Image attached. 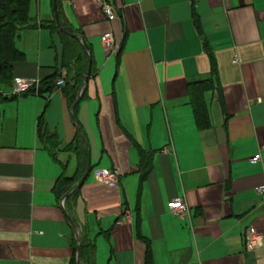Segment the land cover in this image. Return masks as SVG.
I'll use <instances>...</instances> for the list:
<instances>
[{"label": "crops", "instance_id": "0c3cea01", "mask_svg": "<svg viewBox=\"0 0 264 264\" xmlns=\"http://www.w3.org/2000/svg\"><path fill=\"white\" fill-rule=\"evenodd\" d=\"M100 2L114 7L115 21ZM60 7L58 29L81 37L96 73L72 109L61 90L22 96L6 115L3 106L0 264H71L84 237L96 245L97 264H146L148 251L153 264H264V240L256 253L244 243L250 227L264 237V194L256 192L264 185V0H61ZM30 13L36 26L16 40L26 62L14 65V78L67 76L60 35L41 25L55 21L54 0H32ZM107 32L117 54L101 42ZM212 60L210 125L201 130L189 88L210 76ZM29 97L39 100L31 109ZM42 114L58 136L56 158L37 137ZM77 138L92 171L123 173L117 187L98 184L91 171L76 188L84 176L71 149ZM62 176L76 179V192L58 196ZM179 198L186 219L168 208Z\"/></svg>", "mask_w": 264, "mask_h": 264}, {"label": "trees", "instance_id": "16d2710c", "mask_svg": "<svg viewBox=\"0 0 264 264\" xmlns=\"http://www.w3.org/2000/svg\"><path fill=\"white\" fill-rule=\"evenodd\" d=\"M60 1H57V13L62 17ZM31 2L32 0H0V86L4 85L12 88L14 80V65L17 63L26 62V55L20 51L16 45V40L20 34L29 28L35 27V21L31 17ZM35 25V26H34ZM42 27L48 26L53 31L57 32L63 43V59L62 68L66 69L67 76L63 77L62 73L55 71L52 75L40 81L38 88V96L48 98L56 90H61L67 105L70 109L74 108L80 89L82 88L89 68L91 67L90 77L95 76L94 60L89 54V49L84 45L81 37L77 36L73 30L65 25L61 32L56 24V21L41 24ZM63 79L65 85L59 87L57 83ZM217 68L214 60H212V73L204 80L192 83L189 88V94L194 109L196 122L201 130L209 127V115L204 101L206 92L213 91L216 86ZM35 95V94H29ZM24 95V96H29ZM84 94L81 96V98ZM20 96H5L0 90V131L3 121V106L7 102L16 101ZM80 98V99H81ZM75 107L74 112H76ZM37 137L40 142L49 150L51 155L55 157L54 151L51 148L56 146L58 136L49 131L44 115L42 114L37 123ZM74 153L80 158L82 168L78 176L82 177L86 171L88 153L80 138H77L76 144L71 147ZM146 157V156H145ZM143 156L142 160H145ZM76 179L62 176L56 183L55 191L59 197H64L71 191H75L74 182ZM76 192V191H75ZM69 195L68 201H69ZM80 250L82 264H97V248L93 241L84 237L80 239L79 245L75 242V257L71 264H76V255ZM146 264H153L151 252L148 251Z\"/></svg>", "mask_w": 264, "mask_h": 264}, {"label": "built area", "instance_id": "2783aa9c", "mask_svg": "<svg viewBox=\"0 0 264 264\" xmlns=\"http://www.w3.org/2000/svg\"><path fill=\"white\" fill-rule=\"evenodd\" d=\"M100 6L103 14L108 19V21L113 22L117 19V15L114 7L107 2H100ZM101 42L106 51L110 54H117L119 52V46L116 43L115 36L112 32H107L101 37ZM65 76V75H64ZM40 85L39 80H29L24 78H14L13 80V96H24L29 94H38V88ZM59 87H63L65 82L63 79L59 80L57 83ZM262 160V154L259 153L254 156L250 162L251 164H258ZM92 174L98 182L107 187H117L123 177V173L118 169H100L92 171ZM256 192L259 194H264V185L256 189ZM168 208L171 212L181 218L186 219L189 216V208L182 199H176L168 205ZM130 220V217L127 215L124 218V221L127 222ZM264 237L257 232L254 227L248 228L244 236L245 249L248 252L256 253L262 247Z\"/></svg>", "mask_w": 264, "mask_h": 264}, {"label": "water", "instance_id": "95a60500", "mask_svg": "<svg viewBox=\"0 0 264 264\" xmlns=\"http://www.w3.org/2000/svg\"><path fill=\"white\" fill-rule=\"evenodd\" d=\"M57 1H58V0H54L55 21H56V23L60 26V17H59V15H58V13H57ZM84 45L87 47V45L85 44V42H84ZM90 75H91V67L89 68L88 74L86 75L85 82H84L82 88L80 89L79 96H78V99H77L76 104H77V103L79 102V100H80V97H81V95H82V93H83V89H84V87L86 86L87 82H88L89 79H90ZM87 147H88V144H87ZM91 171H92V166H91V158H90V155H89L87 170H86V172H85V174H84L82 180L77 184L76 188H80V187H82V186L84 185V183L86 182V180H87L88 177L90 176ZM66 216H67L68 219H70L69 216H68L67 214H66ZM77 241L79 242L78 237H77ZM77 264H81L80 250H78V262H77Z\"/></svg>", "mask_w": 264, "mask_h": 264}, {"label": "rangeland", "instance_id": "374dc122", "mask_svg": "<svg viewBox=\"0 0 264 264\" xmlns=\"http://www.w3.org/2000/svg\"><path fill=\"white\" fill-rule=\"evenodd\" d=\"M0 90L1 92L5 95V96H13L14 95V91H13V88H9L7 86H4V85H1L0 86ZM21 97H19V101L21 100ZM27 108L28 109H31V108H34L36 106V104H38L39 100L37 99H33L32 97H29L28 100L24 101ZM40 103H41V100H40ZM17 101H10V102H7L5 105H4V110H5V115H6V111H10L12 108L13 109H17ZM5 119H6V116H5ZM55 152L58 150V147L57 145L55 146H52L51 147ZM92 177V176H91Z\"/></svg>", "mask_w": 264, "mask_h": 264}]
</instances>
